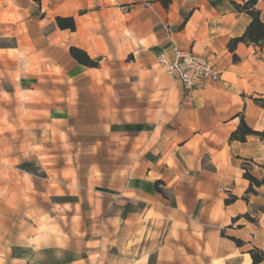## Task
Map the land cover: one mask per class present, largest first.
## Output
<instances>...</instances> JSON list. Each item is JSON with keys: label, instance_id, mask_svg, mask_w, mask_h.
<instances>
[{"label": "crops", "instance_id": "1", "mask_svg": "<svg viewBox=\"0 0 264 264\" xmlns=\"http://www.w3.org/2000/svg\"><path fill=\"white\" fill-rule=\"evenodd\" d=\"M232 2L243 0H0V39L17 43L0 48V56L13 63L16 52L36 50L24 42L35 31H50L49 49L77 47L100 58V68L79 64L92 71L108 65L114 73V79L93 78L91 98L111 101V122L90 131L139 133L140 148L138 160L130 161L138 166L124 173L115 193L101 189L99 178L38 163L30 147L20 152L16 140L0 137V264H38L37 255L91 264L105 254L109 264H151L153 256L155 264H252L249 251L264 252V186L243 199L250 186L243 164L252 160L251 174L264 177V142L230 140L243 118L264 130V108L256 102L264 100V45L229 49L252 21ZM257 9L264 22V0ZM57 17H73L76 30L60 29ZM175 47L208 58L220 80L185 92L157 60H172ZM121 72L123 91L116 86ZM35 128L0 125L1 132ZM157 182L174 204L156 190ZM231 195L238 200L227 205Z\"/></svg>", "mask_w": 264, "mask_h": 264}, {"label": "rangeland", "instance_id": "2", "mask_svg": "<svg viewBox=\"0 0 264 264\" xmlns=\"http://www.w3.org/2000/svg\"><path fill=\"white\" fill-rule=\"evenodd\" d=\"M35 32L33 40L24 41L34 44L35 51L16 52L18 58L13 63L0 56V104H4V108L0 106V125L30 123L35 124L36 128L29 132L0 131L1 139L16 140L20 152L30 147L35 151L38 163L41 160L57 162L58 167L77 171L78 174L80 171L86 180L99 178L101 189L120 193L124 173L138 166L130 161L139 157V141L135 138L139 133L90 131L93 125L111 122L107 115L111 101L91 98L93 78L108 79L111 76L114 79V73L108 65L104 66L103 71L80 68L70 53L58 48L49 49L46 34L50 31ZM16 44L15 39H0V48ZM98 62L100 68L101 60ZM116 79H119L116 84L118 90L123 91V73H118ZM16 98L20 100L12 101ZM98 103H101L100 107ZM117 103L121 106L123 101L118 100ZM17 104H21L20 108ZM122 110L121 107V113ZM29 111L35 114L25 119L24 114ZM80 126L85 127L84 131H79ZM40 175L43 176V172ZM159 186H155L156 190L162 191L163 197L174 204L173 195ZM123 199L121 194H117L115 201L118 203ZM70 201H75V198ZM39 261L43 264H66L62 259L58 260L60 263H51L37 255L36 262L39 264ZM97 264H109L106 254ZM151 264H155V256Z\"/></svg>", "mask_w": 264, "mask_h": 264}, {"label": "trees", "instance_id": "3", "mask_svg": "<svg viewBox=\"0 0 264 264\" xmlns=\"http://www.w3.org/2000/svg\"><path fill=\"white\" fill-rule=\"evenodd\" d=\"M34 1L37 3H41V0H34ZM257 3L258 0H243V2L241 3L232 2V5L237 11L246 13L252 18V21L247 27L243 36L239 38H235L229 43V49L232 52L236 50L237 46L240 43L254 44L260 48L263 47L264 22L261 19V12L257 9ZM165 6L166 7L168 6L166 1H165ZM56 22L58 27L62 30H71L73 32L76 30V21L73 17H69V18L57 17ZM70 54L72 58L75 59L82 66L88 68H99V62L95 59H92L90 55L82 49H79L77 47H71ZM234 60L238 61L239 58L235 55ZM256 102L260 104L261 107L264 108V100L263 101L256 100ZM249 137H257L264 142V130L263 131L253 130L243 118L238 128L232 133L230 140L245 143L247 142ZM253 164L254 163L252 160H245L243 164V168L245 170L244 177L250 182V186L246 192V196L243 198L245 201H248V196L257 195V190H256L257 188L264 186V177L260 180L251 174L250 167ZM262 168L264 169V166H262ZM160 184L162 183L161 182L156 183L157 188ZM158 192L163 194V192L160 190ZM237 200H238L237 197L231 195L230 198L226 200V204L230 205L236 202ZM259 210L264 213V208H261ZM243 218H245L249 222H256V219H254L251 214H246L243 216ZM237 220L239 219H236L235 221ZM222 234L223 236L225 235L224 232ZM230 239L234 241L238 247L243 246V242L241 240L236 239L234 237H230ZM249 253L252 257V264H262L264 262L263 251L257 248H253L252 250L249 251Z\"/></svg>", "mask_w": 264, "mask_h": 264}, {"label": "built area", "instance_id": "4", "mask_svg": "<svg viewBox=\"0 0 264 264\" xmlns=\"http://www.w3.org/2000/svg\"><path fill=\"white\" fill-rule=\"evenodd\" d=\"M160 64L165 66L167 74L179 81L185 92L196 90L203 82H218L221 73L206 57L199 55L192 48L175 47L173 59L168 60L164 55L158 57Z\"/></svg>", "mask_w": 264, "mask_h": 264}, {"label": "water", "instance_id": "5", "mask_svg": "<svg viewBox=\"0 0 264 264\" xmlns=\"http://www.w3.org/2000/svg\"><path fill=\"white\" fill-rule=\"evenodd\" d=\"M97 60H98V61H100L101 59H100V58H98Z\"/></svg>", "mask_w": 264, "mask_h": 264}]
</instances>
